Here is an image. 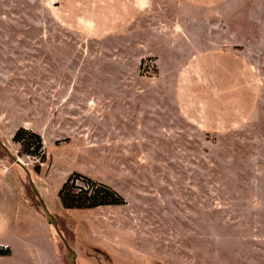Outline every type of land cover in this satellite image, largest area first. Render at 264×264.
Returning <instances> with one entry per match:
<instances>
[{
  "label": "rangeland",
  "instance_id": "obj_1",
  "mask_svg": "<svg viewBox=\"0 0 264 264\" xmlns=\"http://www.w3.org/2000/svg\"><path fill=\"white\" fill-rule=\"evenodd\" d=\"M208 49L242 56L257 84L251 117L215 133L175 100L180 69ZM20 128L41 137L43 162L13 142ZM0 140L19 161L0 148L4 214L29 218L20 203L35 213L24 245L0 243L12 247L0 264H68L27 172L77 264H264V0L202 10L150 0L102 38L61 26L52 0H0ZM72 173L126 204L61 211Z\"/></svg>",
  "mask_w": 264,
  "mask_h": 264
},
{
  "label": "crops",
  "instance_id": "obj_2",
  "mask_svg": "<svg viewBox=\"0 0 264 264\" xmlns=\"http://www.w3.org/2000/svg\"><path fill=\"white\" fill-rule=\"evenodd\" d=\"M180 1L201 10L230 2ZM149 4L150 0H52V16L65 28H74L87 36L102 38L130 28ZM222 65L226 72L231 66L232 73L222 74ZM175 97L176 105L186 120L204 131L215 133L232 129L251 117L257 106V84L242 56L228 50L208 49L191 57L180 69ZM4 166L8 170L9 167ZM0 174L7 173L0 170ZM1 195L3 191L0 193V243L13 238L24 245L31 230H26L21 224L33 219L34 209L29 205L25 209L20 203L29 218H18L16 215L10 223L4 214ZM13 205H16L15 200ZM17 213L20 214V209H17ZM41 241L43 243L44 238L41 237Z\"/></svg>",
  "mask_w": 264,
  "mask_h": 264
},
{
  "label": "trees",
  "instance_id": "obj_3",
  "mask_svg": "<svg viewBox=\"0 0 264 264\" xmlns=\"http://www.w3.org/2000/svg\"><path fill=\"white\" fill-rule=\"evenodd\" d=\"M12 140L20 145V152L22 155L30 157L34 161L35 159L39 161L42 160V162L44 161L43 154L45 155V153L42 152L43 143L38 134L20 128L15 132ZM34 171H39L38 165L34 166ZM31 178L33 180L32 175ZM80 179L86 183L85 187L76 184ZM56 198L60 204L61 211L86 210L106 206H123L126 204L125 199L121 195H118L113 189L105 185H99L96 181L77 173H72L67 177L56 193ZM9 252V247L0 246V256L8 255Z\"/></svg>",
  "mask_w": 264,
  "mask_h": 264
},
{
  "label": "water",
  "instance_id": "obj_4",
  "mask_svg": "<svg viewBox=\"0 0 264 264\" xmlns=\"http://www.w3.org/2000/svg\"><path fill=\"white\" fill-rule=\"evenodd\" d=\"M0 148L5 152V154L13 161L14 164H18L19 165V161L16 160L15 157H13L9 150L3 145V143L1 142L0 140ZM27 178H28V184H29V187L33 193V195L35 196L42 212L44 213L45 215V220H46V223L51 226L58 238L61 240L64 248H65V258H66V261L68 264H77V255L75 253V251L69 246V244L67 243V241L65 240L63 234L61 233V231L59 230L58 228V224H57V220L56 218L49 212V210L47 209L35 183L33 182L30 174L27 172Z\"/></svg>",
  "mask_w": 264,
  "mask_h": 264
}]
</instances>
